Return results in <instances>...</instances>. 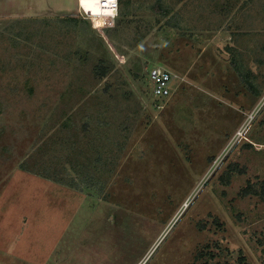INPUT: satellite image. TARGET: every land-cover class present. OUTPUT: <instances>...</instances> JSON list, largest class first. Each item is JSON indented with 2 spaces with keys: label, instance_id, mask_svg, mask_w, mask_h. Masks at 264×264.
<instances>
[{
  "label": "rangeland",
  "instance_id": "374dc122",
  "mask_svg": "<svg viewBox=\"0 0 264 264\" xmlns=\"http://www.w3.org/2000/svg\"><path fill=\"white\" fill-rule=\"evenodd\" d=\"M80 3L0 10V264H264V0Z\"/></svg>",
  "mask_w": 264,
  "mask_h": 264
},
{
  "label": "built area",
  "instance_id": "2783aa9c",
  "mask_svg": "<svg viewBox=\"0 0 264 264\" xmlns=\"http://www.w3.org/2000/svg\"><path fill=\"white\" fill-rule=\"evenodd\" d=\"M98 3L100 4L102 11L110 12V14L105 13V16L111 15L114 18L118 15V9H119L118 0H115V3H111L110 0H99ZM79 8L86 16H88L87 12L85 10L83 11L80 4H79ZM147 75L151 83V93L153 94V96H155L156 98H166L171 96L174 88L176 87L174 85V79L176 75L173 72H171V70H168L160 66H154L148 70ZM252 116H253L252 112L251 114H247L245 120L236 129V132L233 137L236 138L244 137L243 133L245 132L248 121H250ZM146 259H144L143 264Z\"/></svg>",
  "mask_w": 264,
  "mask_h": 264
},
{
  "label": "bare ground",
  "instance_id": "6f19581e",
  "mask_svg": "<svg viewBox=\"0 0 264 264\" xmlns=\"http://www.w3.org/2000/svg\"><path fill=\"white\" fill-rule=\"evenodd\" d=\"M99 0H80V5L82 7L83 10H85L87 12V14H91L94 16H105V13L110 14V12H104L102 11V8L100 7V4L98 3ZM109 17H113L111 15H107ZM167 231V229L162 233V235L159 237V241L160 239L163 237V235L165 234V232ZM151 253V251H150ZM150 253L148 252V254L150 255ZM147 254V256H149ZM146 256V257H147ZM145 256L143 257L144 259L146 258ZM141 259L137 264H142L144 259Z\"/></svg>",
  "mask_w": 264,
  "mask_h": 264
},
{
  "label": "crops",
  "instance_id": "0c3cea01",
  "mask_svg": "<svg viewBox=\"0 0 264 264\" xmlns=\"http://www.w3.org/2000/svg\"><path fill=\"white\" fill-rule=\"evenodd\" d=\"M19 4V0L16 2V3H14V7H12L13 5H10V4H6V3H4V1H1L0 2V10H3V8L6 6L7 8H9V9H14V8H17V5ZM11 11V13H13V11L12 10H10ZM15 11H17L18 12V10H15ZM23 11L25 12V14H27V15H34V13L36 12V9L34 8V4L33 3H31L30 4V8H28V6H26V4H25V2H23ZM174 85H175V79H174ZM176 86V85H175Z\"/></svg>",
  "mask_w": 264,
  "mask_h": 264
},
{
  "label": "trees",
  "instance_id": "16d2710c",
  "mask_svg": "<svg viewBox=\"0 0 264 264\" xmlns=\"http://www.w3.org/2000/svg\"><path fill=\"white\" fill-rule=\"evenodd\" d=\"M158 7V10H160V11H162V12H164V10L163 9H161L160 8V6L159 5H157ZM69 19H72V17L71 16H69ZM242 78V77H241ZM244 81V80H243ZM246 83V82H245ZM246 86H247V88H249V89H252V87L250 86V84L247 82V84H245Z\"/></svg>",
  "mask_w": 264,
  "mask_h": 264
},
{
  "label": "snow or ice",
  "instance_id": "6c2138e0",
  "mask_svg": "<svg viewBox=\"0 0 264 264\" xmlns=\"http://www.w3.org/2000/svg\"><path fill=\"white\" fill-rule=\"evenodd\" d=\"M111 3H115V0H110Z\"/></svg>",
  "mask_w": 264,
  "mask_h": 264
}]
</instances>
